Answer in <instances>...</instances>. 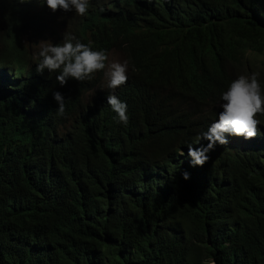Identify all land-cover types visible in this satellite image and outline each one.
Wrapping results in <instances>:
<instances>
[{
	"label": "trees",
	"instance_id": "obj_1",
	"mask_svg": "<svg viewBox=\"0 0 264 264\" xmlns=\"http://www.w3.org/2000/svg\"><path fill=\"white\" fill-rule=\"evenodd\" d=\"M66 32L123 51L127 83L37 73L20 37L56 45ZM255 57L264 0H89L83 17L0 0V264H264V115L256 139L220 145L203 166L186 155L203 80L256 72L264 90ZM109 95L127 104L126 125Z\"/></svg>",
	"mask_w": 264,
	"mask_h": 264
},
{
	"label": "clouds",
	"instance_id": "obj_2",
	"mask_svg": "<svg viewBox=\"0 0 264 264\" xmlns=\"http://www.w3.org/2000/svg\"><path fill=\"white\" fill-rule=\"evenodd\" d=\"M46 4L54 14L57 10L64 12L74 10L75 15L80 17H83L89 8V0H46ZM31 37L25 34L26 40ZM38 46L40 62L36 67L37 73H43L45 69L50 73L58 72L56 80L61 86H64L69 78L84 81L91 79L92 75L99 71H104L107 79V84L104 80V85L109 89H116L127 83L129 71L127 60L107 63L108 56L104 50H93L67 32L59 44L41 41ZM257 58L260 59V66L254 62ZM255 59L251 64L257 68L262 67L264 59L261 57ZM201 86L203 100L201 124L192 139L198 146H190L186 152L188 162L193 166H203L209 159V151L220 145L232 141L247 143L256 139L260 134V116L264 115L263 83L256 72L239 74L228 84L204 79ZM53 98L58 104L57 115L63 116L64 96L56 91L53 92ZM107 103L117 114L119 121L126 125L127 104L115 95H109ZM183 178L188 180L189 174L184 172Z\"/></svg>",
	"mask_w": 264,
	"mask_h": 264
},
{
	"label": "rangeland",
	"instance_id": "obj_3",
	"mask_svg": "<svg viewBox=\"0 0 264 264\" xmlns=\"http://www.w3.org/2000/svg\"><path fill=\"white\" fill-rule=\"evenodd\" d=\"M51 28H50V32H53L55 34H61L62 32H64L66 29H67V25H63L62 21L61 20H57L53 23H51ZM51 38H47V41H49ZM27 40H29V43L27 42ZM26 38L25 37H21L20 38V43H21V46L24 48H27V46L29 45L30 49L33 51V54H32V57L35 58V57H38V53H39V46L38 44L43 41V39H38L35 41L34 43V39L32 38ZM125 59V56H124V53L120 50H113L112 52H110V54L108 55V61L107 63H110V62H123ZM255 64L257 66H260V59H255L254 60ZM104 80H105V83L107 84V79L104 75Z\"/></svg>",
	"mask_w": 264,
	"mask_h": 264
}]
</instances>
